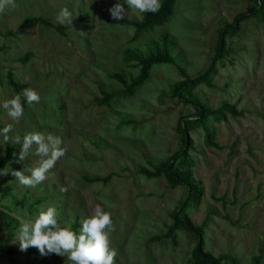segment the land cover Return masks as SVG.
<instances>
[{
  "label": "rangeland",
  "instance_id": "obj_1",
  "mask_svg": "<svg viewBox=\"0 0 264 264\" xmlns=\"http://www.w3.org/2000/svg\"><path fill=\"white\" fill-rule=\"evenodd\" d=\"M117 2L15 0V8L0 13V129L12 124L9 136L21 140L27 132L51 133L67 149L35 188L20 185L11 174L38 159L30 153L18 161L20 144L0 165V171L9 169L0 172V210L13 221L11 235L0 223V264H69L66 256L41 255L35 247L21 251L20 221L36 216L41 206H54L58 224L70 227L77 219L79 234L81 218L97 204L111 214L115 264H194L195 233L171 219L180 208L203 225L205 247L222 264H264V21L244 19L238 32L226 36L229 52L217 60L210 80L182 89L210 108L226 102L239 111L208 114L215 145L205 143L193 105L173 90L186 75L208 67L218 29L237 12L255 8L256 0H176L166 20L136 36L130 21L142 13L128 10L114 20L109 8ZM64 7L75 16L73 26L56 21ZM26 15L44 16L63 31L41 22L18 27ZM164 36L172 61L152 64L148 76L128 90L140 67L135 55ZM26 51L31 56L22 61ZM7 72L25 86L13 90ZM25 88L35 89L41 100L28 105L21 96L24 114L13 122L2 104ZM102 90L112 97L105 100ZM182 115L191 138L189 156L173 164L189 169L197 181L199 195L189 199L185 184L170 186L161 173L141 170L153 171L179 150ZM14 144L0 136V159ZM109 173L107 181L98 178Z\"/></svg>",
  "mask_w": 264,
  "mask_h": 264
},
{
  "label": "clouds",
  "instance_id": "obj_2",
  "mask_svg": "<svg viewBox=\"0 0 264 264\" xmlns=\"http://www.w3.org/2000/svg\"><path fill=\"white\" fill-rule=\"evenodd\" d=\"M124 3L127 4V9ZM124 3L118 0L109 8L114 20L123 19L128 10L156 13L161 7L160 0H124ZM9 7H16L15 0H0V13ZM74 17L73 13L64 7L57 13L56 21L61 25L73 26ZM21 96L26 98L28 105L39 103L41 100L40 94L33 88H25L21 94L5 100L2 107L7 110V115L13 122H18L24 114ZM12 131L13 125L8 124L0 129V136L5 144L12 139L15 144L21 145L18 161H24L30 153L38 159L31 165H25L23 170H12L11 174L20 185L35 188L48 178L49 171L66 155L67 149L62 146V139L51 133L45 135L36 131L27 132L21 140L19 135L10 137L9 133ZM8 171L9 169L0 172L6 175ZM66 190L61 188V191ZM80 223L81 228L77 234L69 227H61L58 224L54 206H41L36 216L20 221L17 236L20 250L26 251L29 247H35L41 255L55 253L66 256L69 264H115L117 251L110 247V234L115 231L111 214L97 204L88 216L81 218Z\"/></svg>",
  "mask_w": 264,
  "mask_h": 264
},
{
  "label": "trees",
  "instance_id": "obj_3",
  "mask_svg": "<svg viewBox=\"0 0 264 264\" xmlns=\"http://www.w3.org/2000/svg\"><path fill=\"white\" fill-rule=\"evenodd\" d=\"M176 0H160L161 7L158 12L150 13L145 12L142 13L140 19H134L130 22L135 27L136 36L140 31L148 29L151 26L162 23L166 20L172 13L174 9ZM257 6L252 9H245L239 11L235 14L233 20L229 23H225L222 27L218 29V41L216 47L214 49L213 55L211 57V61L208 67L200 74L195 77L185 76V78L180 79L178 82L174 84L173 90L174 94L180 99H184L185 101L191 103L194 109L197 111L196 120L200 121L203 125L205 135L204 141L206 144H216L213 140V131L206 124V120L208 114L218 112L219 114L223 113V110L229 111L231 113L239 112L234 109V106L229 103H223L220 107L210 108L205 105L197 96L192 93L183 94L182 89L184 87L189 86L190 84H194L199 80L209 81L210 75L212 72L216 70V62L219 59H222L228 52L229 48L226 45V36L229 33L238 32L241 29L242 21L250 16H259L262 21H264V0H256ZM41 22L45 25H51L54 29L58 31H63V27L61 25H55L46 17L41 15H26L24 16L18 24V27H22L28 23ZM153 48H150L146 53H138L136 54L137 61L140 63L138 74L130 80L127 84V89L131 90L132 86L141 83L149 74L150 67L154 63L158 62H170L172 61L171 54L168 53L167 43L165 40V36L161 40H152L151 41ZM31 53L26 51L21 56L22 61H27ZM179 69L182 73H184V69L179 66ZM113 77L116 78L121 83L125 82V78L118 73L113 74ZM7 83L12 87L13 90L19 91V89L25 86L24 83H20L15 81L10 72L6 73ZM105 95V100L112 97V93H108L103 91ZM98 101H103V97L98 98ZM178 129L181 131V144L179 150H177L172 156L166 158L163 162H159L153 171L142 167L141 170L148 174H156L161 173L166 181V183L170 186L177 185L179 183L185 184L188 189L187 199L195 198L199 195V186L197 181L192 177L190 170L184 167H177L173 163L174 161L181 156V159L184 161L186 157L189 156L188 149L190 147L191 138L189 135V128L184 120V115L179 117L178 120ZM19 146L18 144H14L8 146L6 148V152L4 157L0 159V165L3 164L8 158L12 157V152L15 147ZM111 177V174H107L106 176L98 177L102 180L107 181ZM76 219V218H75ZM174 226H181L188 230H191L196 235V241L191 249V256L194 264H222L221 260L213 255V253L205 247V231L202 224H198L194 222L190 217L182 213L180 209H174L172 213V218ZM12 220L2 211L0 210V223L4 225L8 231V234H12L11 226ZM78 221L77 219L70 225V229L74 231ZM261 258L260 254L253 255L252 261L255 263L258 262Z\"/></svg>",
  "mask_w": 264,
  "mask_h": 264
}]
</instances>
